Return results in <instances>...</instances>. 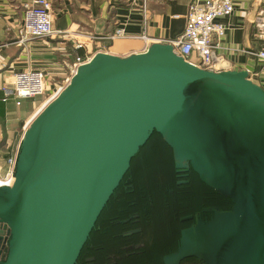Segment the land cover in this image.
Instances as JSON below:
<instances>
[{"label": "water", "instance_id": "1", "mask_svg": "<svg viewBox=\"0 0 264 264\" xmlns=\"http://www.w3.org/2000/svg\"><path fill=\"white\" fill-rule=\"evenodd\" d=\"M153 132L178 170L229 200L187 215L164 264H264V88L246 69L193 64L168 41L95 52L32 118L14 181L0 185V264H75Z\"/></svg>", "mask_w": 264, "mask_h": 264}, {"label": "crops", "instance_id": "2", "mask_svg": "<svg viewBox=\"0 0 264 264\" xmlns=\"http://www.w3.org/2000/svg\"><path fill=\"white\" fill-rule=\"evenodd\" d=\"M27 1L0 0V137L4 135L7 144L13 136L21 137L34 112L30 98H23L20 104L12 98L1 99L4 79L21 69L40 68L47 75V87L65 85L71 74L68 64L76 54L83 55L86 46L95 49L100 44L107 52L128 55L145 50L154 41L175 38L184 27L189 2L50 0L53 25L70 30V35L30 36L20 42L17 31ZM218 19L226 25L214 48L223 60L220 69H246L250 79L264 88V59L257 55L264 45V0H236L232 12ZM118 26L125 28L124 35L107 38ZM90 33L97 37L91 40ZM76 39L84 43L83 48H73Z\"/></svg>", "mask_w": 264, "mask_h": 264}, {"label": "trees", "instance_id": "3", "mask_svg": "<svg viewBox=\"0 0 264 264\" xmlns=\"http://www.w3.org/2000/svg\"><path fill=\"white\" fill-rule=\"evenodd\" d=\"M210 204L228 206L229 200L192 168L178 170L171 147L153 132L132 157L75 264H164L163 255L176 248L180 229L194 221L184 216ZM180 264L204 263L187 256Z\"/></svg>", "mask_w": 264, "mask_h": 264}, {"label": "built area", "instance_id": "4", "mask_svg": "<svg viewBox=\"0 0 264 264\" xmlns=\"http://www.w3.org/2000/svg\"><path fill=\"white\" fill-rule=\"evenodd\" d=\"M235 1L189 0L182 31L175 38L168 40L172 44L174 52L193 64L203 68L219 70L223 60L216 56L214 48L218 46V39L225 33L226 25L218 18L230 14ZM69 32L68 29L53 25L50 0H29L24 3L21 23L17 31L18 41L23 42L30 36L65 38L70 35ZM124 33L125 28L118 26L106 37L114 39L123 36ZM96 37L93 33L89 34L91 40ZM83 45L84 43L81 40L76 39L73 48L81 49ZM97 51L107 50L102 45L97 44L95 49L86 46L83 55L76 54L74 60L68 64L71 74L67 82L77 66L89 60ZM257 55L264 59V45L257 52ZM47 80L46 73L40 68H25L15 71L11 75V80H5L1 85L3 93L1 99L6 101L12 98L16 104H20L23 98L43 94L47 88ZM19 142L20 139L12 144L3 161H0L2 162V166L0 165L2 167V170H0V185H12L14 181ZM0 228H3L2 235L6 236V228L2 227L1 222Z\"/></svg>", "mask_w": 264, "mask_h": 264}, {"label": "rangeland", "instance_id": "5", "mask_svg": "<svg viewBox=\"0 0 264 264\" xmlns=\"http://www.w3.org/2000/svg\"><path fill=\"white\" fill-rule=\"evenodd\" d=\"M5 80L6 81L11 80V76H10V78L8 77V78L4 79V81ZM62 86H63L62 84L60 86H58V85L53 86L52 85L50 87H47L46 90L43 92V94H39V95H36L34 97H30V99L32 100L31 101L32 105H33V112H34L33 116H35L60 91ZM3 136L0 137V161H3V158L6 156V154L9 152V149L11 148L10 146L12 144H15L18 137H20V134L13 136L12 139H10L11 144H7V141H5V139H3V138H5ZM91 264H94V263H91Z\"/></svg>", "mask_w": 264, "mask_h": 264}, {"label": "flooded vegetation", "instance_id": "6", "mask_svg": "<svg viewBox=\"0 0 264 264\" xmlns=\"http://www.w3.org/2000/svg\"><path fill=\"white\" fill-rule=\"evenodd\" d=\"M187 216V215H186ZM186 216H184V218H186ZM5 252V249L3 250V253Z\"/></svg>", "mask_w": 264, "mask_h": 264}, {"label": "bare ground", "instance_id": "7", "mask_svg": "<svg viewBox=\"0 0 264 264\" xmlns=\"http://www.w3.org/2000/svg\"><path fill=\"white\" fill-rule=\"evenodd\" d=\"M134 40V39H133Z\"/></svg>", "mask_w": 264, "mask_h": 264}]
</instances>
